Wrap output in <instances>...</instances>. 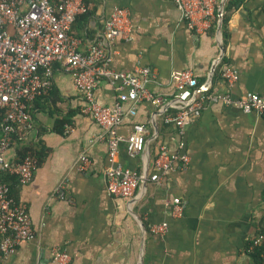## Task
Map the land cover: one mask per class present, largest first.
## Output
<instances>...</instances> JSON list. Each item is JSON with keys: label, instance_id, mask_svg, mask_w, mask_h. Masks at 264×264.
Wrapping results in <instances>:
<instances>
[{"label": "crops", "instance_id": "0c3cea01", "mask_svg": "<svg viewBox=\"0 0 264 264\" xmlns=\"http://www.w3.org/2000/svg\"><path fill=\"white\" fill-rule=\"evenodd\" d=\"M216 1L219 16L223 0ZM237 6L225 37L220 16L198 33L174 0H91L73 28L81 48L103 34L115 7H124L131 12L133 38L108 42L113 69L128 75L149 65L157 73L148 86L159 99L141 102L118 128L128 137L135 123H143L145 150L132 156L122 141L113 161L109 134L81 112L83 92L56 63L54 87L32 105V127L19 126L6 152L19 161L32 148L43 159L36 156L39 166L30 183L20 184L12 175L7 180L13 196L27 206L36 237L22 241L4 264H61L54 260L56 251L70 255L66 264H257L251 243L264 225V115L218 102L182 133L165 122L174 111L176 76L183 70L234 98L264 91V0ZM224 62L239 71L232 86L220 77ZM112 82L104 77L96 88L98 101L107 106H114L121 92ZM66 118L71 123H62ZM181 140V151L190 155L187 169L141 183L134 198L109 192L106 170L113 162L150 173L160 146L173 154ZM83 153L90 159L86 171L78 168ZM175 198L184 207L181 216L173 214ZM165 222L167 232H151V226Z\"/></svg>", "mask_w": 264, "mask_h": 264}, {"label": "built area", "instance_id": "2783aa9c", "mask_svg": "<svg viewBox=\"0 0 264 264\" xmlns=\"http://www.w3.org/2000/svg\"><path fill=\"white\" fill-rule=\"evenodd\" d=\"M91 0H0V264L13 255L19 244L36 237L31 214L26 205L12 195L2 174L17 175L22 184L30 183L39 166L34 155L19 161L10 160L6 152L13 142L19 126L32 127V105L45 97L55 85V64L62 63L86 100L81 112L91 116L105 133L109 134L110 157L115 161L122 141L128 144L132 156L145 150L146 126L135 123L128 137L120 135L118 128L127 115H135L141 102H156L148 84L157 78L149 65H138L134 73L126 74L113 69V55L108 51V42L122 37L133 38L131 12L124 7H115L105 23L103 34L87 49L81 48V40L73 33L77 19L88 13ZM188 26L203 33L218 19L216 0H174ZM107 77L121 90L114 106L98 101L96 88ZM221 79L229 86L239 80V71L222 63ZM177 97L174 111L165 115L166 124H175L181 133L197 120L211 103L222 102L236 106L246 113L264 115V91L248 92L234 98L231 93L214 91L211 83H201L195 73L183 70L176 76ZM130 103L127 109L124 103ZM100 137H104L101 135ZM171 153L167 145H161L153 159L149 179L161 181L174 169H187L190 155L181 149ZM90 159L83 153L78 168L89 169ZM145 179V174L113 162L106 170L109 192L117 197L134 198ZM64 196L63 192L59 194ZM173 214L181 216L184 207L175 198ZM168 223L151 226V232L162 235ZM264 241V232L255 237L254 246ZM71 257L66 252L56 251L54 260L66 264Z\"/></svg>", "mask_w": 264, "mask_h": 264}, {"label": "trees", "instance_id": "16d2710c", "mask_svg": "<svg viewBox=\"0 0 264 264\" xmlns=\"http://www.w3.org/2000/svg\"><path fill=\"white\" fill-rule=\"evenodd\" d=\"M240 1H243V0H229V2L226 5L225 13H224V18H223V31H224V36L225 37L228 36V23H229V20H230L232 11L235 10L238 7L237 5H238V2H240ZM73 33H74V30H73ZM59 122H61V121H58V123ZM62 123H71V121L69 120V118H66L65 120L62 121ZM1 135H2V130H1V127H0V137H1ZM27 155L37 156L39 158V160L43 159V156L37 154L34 150H32V148H27L26 149V151L23 154V158L25 156H27ZM9 177H11V174H2L1 175V178L4 181L9 180ZM12 177H16L17 180L19 179V177L17 175H12ZM18 181H20V179ZM20 184H22V183L20 182ZM13 188L14 187L11 186V193H12V195H13ZM263 232H264V225L262 226V228H261L260 232L258 233V235L260 233H263ZM254 240H255V238L253 239V241L251 243L252 244L251 245L252 247L254 245ZM251 252H252V255L254 256V259L256 260V263L257 264H263V262H264L263 261L264 260V241L261 244H259L257 246H254L253 249H251Z\"/></svg>", "mask_w": 264, "mask_h": 264}, {"label": "water", "instance_id": "95a60500", "mask_svg": "<svg viewBox=\"0 0 264 264\" xmlns=\"http://www.w3.org/2000/svg\"><path fill=\"white\" fill-rule=\"evenodd\" d=\"M227 0H223L221 5H220V9H219V16H220V27L223 26V18H224V9H225V5H226ZM223 49L224 45L222 46ZM149 172L145 173V179L143 180V184L144 186H147L148 182H149Z\"/></svg>", "mask_w": 264, "mask_h": 264}]
</instances>
